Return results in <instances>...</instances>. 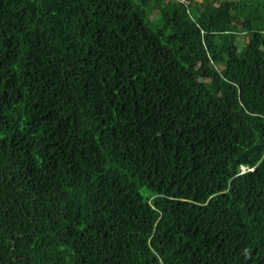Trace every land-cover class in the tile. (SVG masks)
<instances>
[{
    "label": "trees",
    "instance_id": "trees-1",
    "mask_svg": "<svg viewBox=\"0 0 264 264\" xmlns=\"http://www.w3.org/2000/svg\"><path fill=\"white\" fill-rule=\"evenodd\" d=\"M184 1L0 0V264H264V0Z\"/></svg>",
    "mask_w": 264,
    "mask_h": 264
},
{
    "label": "built area",
    "instance_id": "built-area-1",
    "mask_svg": "<svg viewBox=\"0 0 264 264\" xmlns=\"http://www.w3.org/2000/svg\"><path fill=\"white\" fill-rule=\"evenodd\" d=\"M182 2H184V3H186V4H188V3H189V2H186V1H184V0H181V3H182Z\"/></svg>",
    "mask_w": 264,
    "mask_h": 264
},
{
    "label": "clouds",
    "instance_id": "clouds-1",
    "mask_svg": "<svg viewBox=\"0 0 264 264\" xmlns=\"http://www.w3.org/2000/svg\"><path fill=\"white\" fill-rule=\"evenodd\" d=\"M245 171H247L248 169L244 168Z\"/></svg>",
    "mask_w": 264,
    "mask_h": 264
}]
</instances>
